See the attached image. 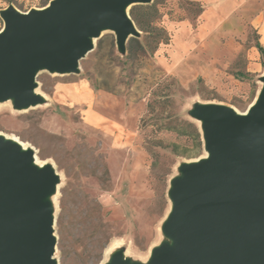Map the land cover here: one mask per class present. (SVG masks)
<instances>
[{"label":"rangeland","instance_id":"obj_1","mask_svg":"<svg viewBox=\"0 0 264 264\" xmlns=\"http://www.w3.org/2000/svg\"><path fill=\"white\" fill-rule=\"evenodd\" d=\"M150 4L158 9L159 30L149 35L137 25L147 50L129 55L106 28L93 37L76 73L38 70L35 95L43 101L24 109L17 100H0V132L57 172L59 192L44 201L57 219L58 264L146 262L167 236L182 166L206 154L208 119L195 117L196 104L244 112L264 89L257 48L264 47V0ZM49 5L0 0V33L3 10L29 13ZM133 6L125 7L130 16ZM158 35L170 40L151 51ZM86 94L89 99L81 97Z\"/></svg>","mask_w":264,"mask_h":264},{"label":"water","instance_id":"obj_2","mask_svg":"<svg viewBox=\"0 0 264 264\" xmlns=\"http://www.w3.org/2000/svg\"><path fill=\"white\" fill-rule=\"evenodd\" d=\"M151 1L51 0L43 10L2 11L0 100L11 97L19 108L39 101L38 70L76 73L94 47L89 38L101 28L113 29L126 50L129 38L141 32L125 7ZM262 93L243 118L223 104H196L195 117L208 119L211 159L182 166L184 179L174 185L176 205L166 223L175 242L157 249L152 264H264ZM31 159L0 141V264H57L53 218L44 201L56 176L49 168H32Z\"/></svg>","mask_w":264,"mask_h":264},{"label":"bare ground","instance_id":"obj_3","mask_svg":"<svg viewBox=\"0 0 264 264\" xmlns=\"http://www.w3.org/2000/svg\"><path fill=\"white\" fill-rule=\"evenodd\" d=\"M50 3V2H49ZM47 5V4H46ZM44 7V6H43ZM47 7V6H46ZM3 10V9H2ZM38 10V9H37ZM125 11H126V13H128V10L125 8L124 9ZM4 11V10H3ZM6 24V23H5ZM4 26H2V29H4L3 28ZM105 29V28H104ZM104 29L103 28H101V33L104 31ZM3 31V30H2ZM2 31H1V33H2ZM89 40L91 41V43L93 44V45H95V39L93 38V37H90L89 38ZM41 69H43V68H40L39 70H41ZM51 70V69H50ZM39 73H40V71H39ZM54 73V72H53ZM37 88V87H36ZM263 90L264 89H261L259 92H258V95H257V97L255 98V100L250 104V106L247 108V110L246 111H244V112H241V111H239V110H236L235 108L233 109V108H231V109H233V111H234V113H235V115L236 116H239V117H248V116H250L251 114H252V111L255 109V107L261 102V100H262V98H263ZM37 93H39L37 90H34V94H37ZM39 95H40V93H39ZM38 96V95H37ZM9 98H11V97H9ZM12 100H14L13 98H11ZM30 106H33V104H26V105H24V106H21V108H27V107H30ZM200 123V122H199ZM206 133V132H205ZM0 141L3 143V144H7V145H9V146H13V147H15V148H17L18 149V151H19V153L21 154V153H29L30 154V156H31V163H30V166L32 167V168H34L35 170L37 169V170H41V169H46V168H49L50 170H52V172H54L55 173V176H56V178H57V172L55 171V167H53L52 165H48L47 164V162L46 163H42L39 159H38V157L37 156H35V154H34V152L26 145V144H24L21 140V142L17 139V138H15V137H11V136H9V135H5L4 133H2V132H0ZM211 155H212V153H210V151H208L207 149H206V154L205 155H203V156H201V157H199V158H196L195 160H192V161H187L186 163H185V165H188V164H198V163H202V162H204V163H207V162H209L210 161V159H211ZM59 178V177H58ZM59 181V180H58ZM53 188L51 189V191L50 192H48V194L47 195H49V194H51V193H56L57 191H58V189H59V183L58 182H54V184H53ZM59 192V191H58ZM54 195V194H53ZM175 205H176V202H174L173 204H172V206H171V208H170V210H169V216L171 217L172 216V214H173V210H174V208H175ZM51 213V215H52V218H53V224H54V221H56L55 220V216L53 215V213L52 212H50ZM174 240H173V238L168 234L166 237H165V239L163 240V242L161 243V244H159L156 248H155V250L153 251V252H151V257L146 261V262H141V264H152V261H153V258H154V253H155V251L157 250V249H159L160 247H162V246H173L174 245ZM127 259V258H126ZM132 261V260H131ZM58 264V263H57ZM126 264H128V263H126Z\"/></svg>","mask_w":264,"mask_h":264},{"label":"trees","instance_id":"obj_4","mask_svg":"<svg viewBox=\"0 0 264 264\" xmlns=\"http://www.w3.org/2000/svg\"><path fill=\"white\" fill-rule=\"evenodd\" d=\"M51 0H48L50 2ZM131 17L134 20L135 24L139 26V28L149 35H155L156 31H158V27L155 26V18L158 16V9L155 8L153 4H134L131 9ZM157 43L155 47L152 49L150 46V50H157L161 43H168L170 38L163 37L158 35ZM257 48L260 51L262 57L264 58V47L258 43ZM126 49L128 54L132 53L136 49L147 50L146 45L138 39V36H133L129 38V42L127 43ZM191 124V123H190ZM193 131L195 133V138L198 139V145L202 146L203 140L201 138V133L199 128L195 124H191Z\"/></svg>","mask_w":264,"mask_h":264},{"label":"crops","instance_id":"obj_5","mask_svg":"<svg viewBox=\"0 0 264 264\" xmlns=\"http://www.w3.org/2000/svg\"><path fill=\"white\" fill-rule=\"evenodd\" d=\"M81 97H85V98H87V99H89V94H86V95H84V96H81ZM212 104V103H211Z\"/></svg>","mask_w":264,"mask_h":264}]
</instances>
